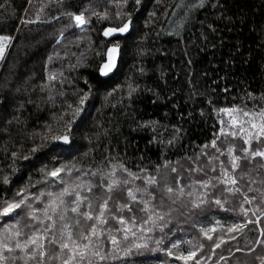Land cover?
Returning <instances> with one entry per match:
<instances>
[{"label":"trees","instance_id":"16d2710c","mask_svg":"<svg viewBox=\"0 0 264 264\" xmlns=\"http://www.w3.org/2000/svg\"><path fill=\"white\" fill-rule=\"evenodd\" d=\"M191 2L199 4V0ZM187 3L189 0H142L141 6L131 3L127 11L132 13V28L108 38L104 30L119 27L127 19L116 16L122 10L116 0H64L63 4L57 0H0V35L11 37L8 53L0 60V172L9 174L11 184L7 187L11 191L0 185V201L35 184L43 164L51 170L58 164L74 163L88 171L106 167L108 158L119 157L134 172L140 167L153 170L166 161L187 168L191 165L187 158L219 135L221 120L228 131L230 117L219 109L258 111L264 107V0H204V7L193 9L184 8ZM105 10L107 19L91 15ZM81 11L89 23L79 28L65 13ZM37 13L39 21L25 22L36 20ZM112 46L119 48L116 66L103 75L100 68ZM52 73L58 79L49 82ZM129 86L134 89L131 96ZM89 88L85 112L73 125L76 149L72 155L44 157L37 153L30 161L19 159L13 173L8 167L10 153L23 150L31 155L27 150L32 136L35 134L39 143V134L47 125L59 130L54 117L66 108L65 101L73 102L77 89ZM19 101L24 102L22 123H5V117L12 118V105ZM149 121L153 123L141 127ZM235 143L239 148L243 139L237 138ZM52 155L57 158L53 160ZM242 167L247 171L249 165L243 161ZM250 175L259 181L264 169ZM94 191L99 194L98 189ZM241 202L242 196L237 194L228 206L238 209ZM232 216L220 213L204 223L211 226L215 219L231 223ZM249 217L255 219L251 213ZM5 221L10 222L9 218ZM185 227V239L197 235L198 229ZM261 228L264 217L229 241L231 254L228 246H222L207 264H260L257 257L264 258V244L255 241L264 240ZM105 243V250L111 252L110 242ZM221 254L225 260H219ZM114 255L117 258L107 264H158L165 259L163 253L126 258L122 252Z\"/></svg>","mask_w":264,"mask_h":264},{"label":"snow or ice","instance_id":"6c2138e0","mask_svg":"<svg viewBox=\"0 0 264 264\" xmlns=\"http://www.w3.org/2000/svg\"><path fill=\"white\" fill-rule=\"evenodd\" d=\"M57 2L63 4L64 0ZM116 2L122 9L116 16L127 19L119 27L106 28L105 37L117 32L128 33L133 19L127 9L131 3L142 4V0ZM183 7L202 8L204 0H199V4L189 0ZM65 15L77 27L89 23L84 11L79 14L66 12ZM91 15L98 19L108 18L107 10L103 13L92 11ZM39 20L37 13L36 20L25 22L31 24ZM10 41L11 37L0 35V60L4 59ZM118 51V46L107 49V61L100 68L103 75H108L115 67ZM48 60L51 61L52 56ZM59 77H63V73ZM57 79L55 73L48 77L49 82ZM129 87L131 96L134 89ZM90 95V88L88 91L77 89L73 102L65 101L66 108L54 117L59 130L47 125L39 134V143L34 134L32 146L27 150L31 155L23 154V150L12 151L8 164L12 172L17 171L15 166L19 159L30 161L37 153L44 157L50 154L71 156L76 149L73 125L77 118H82ZM49 100L53 97L49 96ZM23 109V101L14 102L12 118L5 117V123H22ZM219 111L230 117L228 131L221 120L219 135H214L210 145H203L198 154L187 158L191 161L187 168L166 161L153 170L140 167L134 172L119 157L108 158L106 167L88 171L74 163L58 164L51 170L43 164L39 170L41 178L35 184L25 185L14 196L0 201V264H107L109 259L117 258L116 252H122L125 258L163 253L165 259L158 260V264H172L173 261L207 264L217 249L228 246L229 241H235L237 234H243L249 224L255 225L264 217V187H252L254 184L264 186V177L257 181L250 175L253 170L264 169V107L258 111L237 108ZM241 115L246 119L238 118ZM152 123L145 122L141 127ZM237 138L243 139L239 148L235 143ZM57 155H52V159ZM243 161L249 165L247 171L242 167ZM10 184L9 174L0 172V185L6 186V192L11 191L7 187ZM32 188L36 191H31ZM94 189H98L99 194ZM250 192L258 195L250 197L247 194ZM237 194L242 196L238 209L229 207V199ZM246 204L254 207L246 208ZM229 212L233 214V222L222 223L215 219L210 222L211 226H205L204 222L210 221V217ZM185 226L198 229L197 235L185 239L182 235L187 231ZM260 236H264V228L260 229ZM106 241L112 246L111 252L105 250ZM255 243L264 244V240L257 239ZM248 250L254 251V248ZM228 251L231 254L230 246ZM236 251L241 249L236 248ZM257 258L264 264V258ZM225 259L223 254L219 256V260Z\"/></svg>","mask_w":264,"mask_h":264},{"label":"water","instance_id":"95a60500","mask_svg":"<svg viewBox=\"0 0 264 264\" xmlns=\"http://www.w3.org/2000/svg\"><path fill=\"white\" fill-rule=\"evenodd\" d=\"M119 34H123V33H119V32H117V33H113V35L110 36V37H108V38H113V37H115V36H117V35H119ZM117 57H118V53H117V55H116V59H117Z\"/></svg>","mask_w":264,"mask_h":264},{"label":"rangeland","instance_id":"374dc122","mask_svg":"<svg viewBox=\"0 0 264 264\" xmlns=\"http://www.w3.org/2000/svg\"><path fill=\"white\" fill-rule=\"evenodd\" d=\"M82 26H83V25H82ZM82 26H79V28H81ZM10 45H11V42L8 43V46H10ZM7 53H8V51L6 50V51H5V56H4V58L6 57ZM115 66H116V63H115ZM114 68H115V67H114ZM114 68H113V69H114ZM112 71H113V70H112ZM112 71H111V72H112ZM109 73H110V72H109ZM109 73H108V74H109Z\"/></svg>","mask_w":264,"mask_h":264}]
</instances>
